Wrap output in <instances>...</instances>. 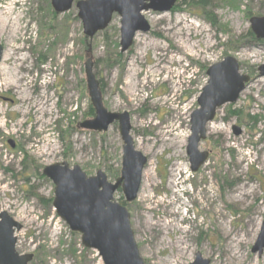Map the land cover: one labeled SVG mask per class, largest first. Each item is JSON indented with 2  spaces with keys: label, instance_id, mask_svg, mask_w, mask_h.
Here are the masks:
<instances>
[{
  "label": "rangeland",
  "instance_id": "rangeland-1",
  "mask_svg": "<svg viewBox=\"0 0 264 264\" xmlns=\"http://www.w3.org/2000/svg\"><path fill=\"white\" fill-rule=\"evenodd\" d=\"M199 1L145 12L151 30L138 33L125 54L115 15L90 39L87 54L75 6L57 15L50 0H0V95L13 100L0 101V215L23 226L16 250L34 255L31 264H103L58 217L55 187L43 175L66 163L88 177L102 171L112 184L121 176L118 123L105 133L79 128L95 117L84 72L88 56L105 108L130 115L135 148L148 159L137 200L127 203L121 191L114 196L130 214L145 264H192L197 254L210 264H264V253L252 252L264 225V77L258 72L264 41H255L250 26L251 18L264 17V0H206L205 8ZM227 57L239 61L251 82L208 125L200 151L209 158L192 173L190 117L207 86L206 71ZM42 104L44 114L36 109ZM156 223L160 231L150 229Z\"/></svg>",
  "mask_w": 264,
  "mask_h": 264
},
{
  "label": "water",
  "instance_id": "water-1",
  "mask_svg": "<svg viewBox=\"0 0 264 264\" xmlns=\"http://www.w3.org/2000/svg\"><path fill=\"white\" fill-rule=\"evenodd\" d=\"M57 15L68 13L73 6L77 18L82 23L83 35L93 39L98 33L106 31L115 15L120 22L121 53H127L134 44L138 33H149L151 27L144 18L145 12L168 13L178 2L194 0H50ZM257 39L264 40V17L250 20ZM90 47L87 54H90ZM4 49L0 45V65ZM86 86L91 105L95 112L92 120L79 125L80 129L105 133L118 123L123 141L121 176L115 184L108 182L107 176L97 172L88 177L80 167L70 168L68 164H56L43 170V175L54 187L53 208L69 229L81 235L85 249L98 253L103 264H144L140 255L131 218L126 207L115 199L121 190L125 201L133 203L141 190L143 172L148 159L138 152L131 136V122L128 113L114 114L104 106L100 82L94 72V61L88 56L84 64ZM259 77H264V65L258 68ZM209 81L198 98V109L190 117L191 135L186 149L192 173H197L207 162L209 154L200 151V145L207 139L208 125L212 123L218 110L228 104L238 102L241 94L251 82L242 75L238 61L232 57L211 66L207 71ZM240 135V129H235ZM11 147L14 145L10 142ZM23 226L7 213L0 215V264H31L34 255H20L17 250L15 234ZM254 254L264 253V225L255 246ZM192 264H210L197 254Z\"/></svg>",
  "mask_w": 264,
  "mask_h": 264
},
{
  "label": "bare ground",
  "instance_id": "bare-ground-1",
  "mask_svg": "<svg viewBox=\"0 0 264 264\" xmlns=\"http://www.w3.org/2000/svg\"><path fill=\"white\" fill-rule=\"evenodd\" d=\"M153 22V21H152ZM136 40H138V38H136ZM192 49V50H194V48L192 47V46H187V48L186 49ZM190 49V50H191ZM18 50V49H17ZM19 51V50H18ZM24 61V60H23ZM18 63L19 64H21V61H18ZM20 69H23V70H25V67H24V63H22V65H20ZM155 69L157 70L158 69V66L156 65L155 66ZM17 82L15 81V84H16ZM36 109H38V112H43V114L46 112L45 111V105L44 104H42V109H39V106L36 108ZM148 176V178L150 177L149 175H147ZM148 183L149 184H152V177H151V179L148 181ZM146 190H147V188H146V186H145V190H143V194H146ZM142 199H144V198H142ZM160 223V222H159ZM158 223H156V224H152V225H150V229L152 230V229H155V230H157V231H160V229H161V226L160 225H157ZM237 239H241L240 237H238ZM239 256V259H240V261L242 262V260H241V258H242V255H238Z\"/></svg>",
  "mask_w": 264,
  "mask_h": 264
},
{
  "label": "flooded vegetation",
  "instance_id": "flooded-vegetation-1",
  "mask_svg": "<svg viewBox=\"0 0 264 264\" xmlns=\"http://www.w3.org/2000/svg\"><path fill=\"white\" fill-rule=\"evenodd\" d=\"M195 1V0H194ZM200 2V1H199ZM208 4V1H205V5H207ZM176 7V6H175ZM174 7V8H175ZM173 8V9H174ZM172 9V10H173ZM256 18V17H255ZM252 19V18H251ZM250 19V20H251ZM250 26H251V23H250ZM251 35H254V39H255V41L256 42H262V41H264V40H259V39H257V37H256V35L253 33V30H252V27H251ZM132 48V47H131ZM131 48H130V50H131ZM130 50L128 51V52H130ZM127 52V53H128ZM232 58H234V57H232ZM234 59H236V58H234ZM237 60V59H236ZM238 61V60H237ZM238 64H239V66H240V72H241V65H240V63H239V61H238ZM211 67V66H210ZM209 67V68H210ZM208 68V69H209ZM208 71V70H207ZM207 71H206V76H207ZM241 74H242V72H241ZM243 75V74H242ZM207 78H208V76H207ZM251 78V77H250ZM208 81H209V78H208ZM208 83V82H207ZM101 87V86H100ZM204 89V88H203ZM202 93V92H201ZM201 95V94H200ZM0 101H2V102H10V103H12L13 102V100H10V99H8V98H5L4 96H2V95H0ZM198 101V100H197ZM197 104H198V102H197ZM92 107V106H91ZM199 108V107H198ZM51 137V136H50ZM49 136H48V138H50ZM12 143V142H11ZM10 144V143H9ZM13 145H14V143H12ZM11 146V145H10ZM12 148V147H11ZM15 148V145H14V147L12 148V149H14ZM209 154V153H208ZM208 158H209V156H208ZM208 161V160H207ZM144 261V260H143ZM144 264H145V261H144Z\"/></svg>",
  "mask_w": 264,
  "mask_h": 264
},
{
  "label": "trees",
  "instance_id": "trees-1",
  "mask_svg": "<svg viewBox=\"0 0 264 264\" xmlns=\"http://www.w3.org/2000/svg\"><path fill=\"white\" fill-rule=\"evenodd\" d=\"M205 1L206 0H200V2H199V4H201L202 5V7H204L205 8ZM56 15V14H55ZM205 16H206V19H207V21H209V22H211L214 26L216 25V21H215V19L209 14V13H207L206 12V14H205ZM83 44H84V46H85V49L87 50V48H89L90 47V39H88V38H86L84 35H83ZM117 45V44H116ZM121 55H119V57H120ZM101 90H103V88L101 87ZM91 109V108H90ZM91 113L93 114V109H91Z\"/></svg>",
  "mask_w": 264,
  "mask_h": 264
}]
</instances>
